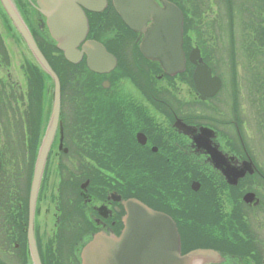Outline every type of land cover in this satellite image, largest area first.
Segmentation results:
<instances>
[{
  "label": "flooded vegetation",
  "instance_id": "obj_1",
  "mask_svg": "<svg viewBox=\"0 0 264 264\" xmlns=\"http://www.w3.org/2000/svg\"><path fill=\"white\" fill-rule=\"evenodd\" d=\"M4 2L60 85L32 214L31 179L55 81ZM150 2L182 17L181 72L146 57L145 36L126 24L115 0L91 9L77 2L88 20L77 49L94 41L115 58L97 70L85 53L77 63L64 58L40 0H0V132H10L6 145L23 148L21 157H0V264H36L30 238L39 264H81L94 235L122 233L128 199L173 220L181 254L205 248L218 253L208 264H264V0ZM199 65L209 73L198 88ZM1 96L11 114L5 124ZM13 168L24 186L18 179L5 187Z\"/></svg>",
  "mask_w": 264,
  "mask_h": 264
},
{
  "label": "water",
  "instance_id": "obj_2",
  "mask_svg": "<svg viewBox=\"0 0 264 264\" xmlns=\"http://www.w3.org/2000/svg\"><path fill=\"white\" fill-rule=\"evenodd\" d=\"M77 2L91 9L95 5H100L103 0H41L40 2L41 10L47 18L50 35L56 41L57 47L63 52L66 60L72 63L78 62L81 55L86 53L87 63L94 70L99 69L102 63H110V59L115 63V59L99 43L87 42L82 47V51L77 49L88 32L87 19ZM115 3L120 7L119 12L126 24L133 30L141 31L145 36L142 52L146 57L158 61L161 68L169 74L181 72L184 66L182 17L178 10L169 5L163 10H158L150 4V0H115ZM6 7L36 60L55 81L50 121L38 149L31 182L29 204L32 214L58 121L60 86L26 27L7 5ZM137 12L141 14L139 18L135 17ZM150 20L152 23L146 26ZM204 69L208 75L209 69L205 65H199L195 72L197 86L201 83ZM217 86L213 84L209 94H213ZM123 204L126 216L121 235L119 237L113 234L95 235L81 249L82 264H208L215 262L218 257V253L212 249H195L181 255L177 230L168 215L152 210L136 199L123 201ZM30 247L35 263L39 264L31 238Z\"/></svg>",
  "mask_w": 264,
  "mask_h": 264
},
{
  "label": "rangeland",
  "instance_id": "obj_3",
  "mask_svg": "<svg viewBox=\"0 0 264 264\" xmlns=\"http://www.w3.org/2000/svg\"><path fill=\"white\" fill-rule=\"evenodd\" d=\"M0 55L2 56L4 54L0 52ZM12 60H13L12 62L15 63V65H17V63H20L18 54L14 55V57H12ZM1 101L3 102L2 113L4 114L3 123L5 124L6 122H9L11 114L9 111V107L6 105L5 96L4 97L1 96ZM9 133L10 132H8L7 130H3L0 132V157H3V156L21 157L23 155V148L16 147L15 145H12V147L6 145L7 144L6 140L8 138ZM34 153H35V149L34 151L33 149H29L30 156H33ZM20 172H21L20 168H13V174L6 179L7 183L5 187L16 186L17 184L16 181L20 179L19 178ZM25 182H26V179L22 178L19 180L18 184L19 186H24Z\"/></svg>",
  "mask_w": 264,
  "mask_h": 264
},
{
  "label": "bare ground",
  "instance_id": "obj_4",
  "mask_svg": "<svg viewBox=\"0 0 264 264\" xmlns=\"http://www.w3.org/2000/svg\"><path fill=\"white\" fill-rule=\"evenodd\" d=\"M4 4V6H8L9 7V5L7 4V2H4L3 3ZM7 8V7H6ZM22 24H23V22H22V20L18 17L17 18ZM13 20V19H12ZM13 23H14V25H15V27L17 28V30L19 31V32H21L20 30H19V28L17 27V25H16V23L13 21ZM24 25V24H23ZM25 26V25H24ZM21 34V33H20ZM22 35V34H21ZM23 37V36H22ZM24 38V37H23ZM25 40V39H24ZM27 43V42H26ZM33 54V53H32ZM34 56V55H33ZM35 57V56H34ZM36 59V58H35ZM38 62V61H37ZM52 70V69H51ZM53 71V70H52ZM47 72V71H46ZM48 73V72H47ZM54 73V72H53ZM49 74V73H48ZM51 76V75H50ZM52 77V76H51ZM53 78V77H52ZM44 170V169H43ZM124 205V204H123ZM125 207V206H124ZM126 210V209H125ZM112 235V234H111ZM79 246V243H77V245L75 246V247H78ZM80 260H81V256H80ZM81 264H82V260H81Z\"/></svg>",
  "mask_w": 264,
  "mask_h": 264
}]
</instances>
